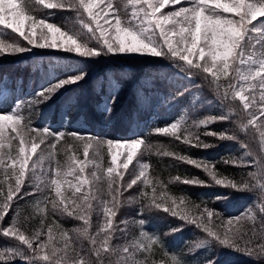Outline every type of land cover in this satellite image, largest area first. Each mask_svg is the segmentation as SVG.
I'll list each match as a JSON object with an SVG mask.
<instances>
[{
  "label": "snow or ice",
  "instance_id": "1",
  "mask_svg": "<svg viewBox=\"0 0 264 264\" xmlns=\"http://www.w3.org/2000/svg\"><path fill=\"white\" fill-rule=\"evenodd\" d=\"M33 2L44 4L48 9H72L82 10L89 18L87 21L80 17V23L87 32H76L65 30L62 27L50 22L49 18L37 19L30 14ZM99 0H0V26L5 30H11L12 34L18 35L27 46L16 42L8 43L0 38V57L19 56L25 52L32 51L33 48L49 49L57 52H67L81 58H95L104 55L112 56H144L152 58L170 59L182 71L188 74L189 78L199 75L212 88L221 105L228 103L229 110L235 111L230 106V101L238 99L242 103L243 110L251 113L249 125L256 124V113L251 110L258 104L259 112L264 118V59H261L258 65L246 66L245 48L249 43L258 44L261 41H253L254 34L264 36V0H126L125 9L131 5L132 11L125 18L122 15L118 4H113V0H104L103 6L96 9ZM180 6L174 11L163 13L161 10L166 7ZM160 15H157V14ZM103 21V23L101 22ZM94 40L95 46H90L89 41ZM247 67V71H245ZM87 73L80 71L79 74L70 75L65 79H60L46 88H41L34 94V97L28 100H16L6 108L0 109V166L7 175L8 168L5 163V157L11 161L12 169L16 174L15 185L10 186L7 193L3 196L4 203L0 206V222L11 211V204L22 193V187L26 182V173L30 167V160L41 144H44L49 137L59 141L65 135L71 136L73 140L83 146L85 161L95 164V158L103 159V150L107 149L110 156V166L106 169L108 174L107 189L111 196V206L108 200H103V222L97 230L96 236H88L91 241V251L94 257L82 255L79 252H69V239L65 233L64 244L58 248L52 241V228H48V237L41 239L42 232L35 234V242L21 231L17 224L8 227H0V234L4 237L14 238L21 245L27 246V251L18 250L15 247H6L0 251V264H12L13 258L19 256L24 251L26 258H35L37 261H43L45 264H140L135 261V253L131 252L128 246H124L122 253L113 247L112 241L115 239V233L118 225L114 223V218L118 215V209L121 205L120 197L124 190H130L136 185L141 177L146 176L145 170L149 167L147 163L142 162L139 175L135 179L125 183L123 180L124 171L130 166V162L137 157L141 146H145V151L151 149V145L142 137L132 139H100L91 133L79 132H53L50 128L44 127L37 129L31 126L30 118L23 115L22 109L25 105L31 107L33 104H39L52 99V97L67 85L77 84L85 79ZM237 81V83H233ZM247 86V88L245 87ZM199 87V85H195ZM148 88L146 83L138 90V98L143 99L142 93ZM122 85L112 80L109 88L106 90L103 83L100 84L97 95L100 97L99 107L102 111L111 114L114 107L119 103V93ZM185 92L188 89L184 90ZM259 93L258 97L256 93ZM183 95V92L177 93ZM175 99V97H170ZM227 115L220 117H207L199 121L200 125L208 126L217 122V120H227ZM182 127V121L172 122L162 128H156L157 134L177 136ZM259 137L261 152L264 153V125H260ZM187 135L185 142L191 143L189 137L193 134L185 129ZM6 133L8 135L6 136ZM12 133H15L13 136ZM35 133L34 136L31 134ZM207 135L217 136L220 140H235L236 135H229L226 132H209ZM19 139L18 152L13 156L12 140ZM7 141V145H6ZM30 144V148L26 147ZM7 146V150L5 148ZM193 147L208 148L211 145L203 144L196 137V143ZM55 149L56 144L49 145ZM72 148V145H68ZM247 147V145H245ZM90 149L93 150V156L89 158ZM172 155L171 153H164ZM51 155L54 157L55 152ZM178 159L185 160L202 168L211 178L215 186L226 189L244 191L258 187L262 196H264V182L254 184L252 181L257 179L256 172H248L247 178L240 180L220 178L214 166L208 162H196L188 157L178 156ZM78 165V175L85 172V161L69 157ZM119 161V163H118ZM224 163H232L234 166H243V161L237 162L236 159L225 160ZM264 165V160L261 161ZM53 170L51 186L59 200L52 201L54 212L61 214L67 213L68 216H76L85 224L81 231L82 235H88V225L90 216L94 207L92 201L91 184L93 180L88 178L81 179L80 184L75 185L71 207L64 202L65 198L61 194V184L63 181L58 179L61 176L59 162ZM18 165V168H17ZM68 167L73 168L69 163ZM74 170V169H73ZM94 180L100 179L96 172L91 174ZM176 179H179L177 177ZM146 185L149 181L145 178ZM185 184L193 186L210 187L212 184H206L196 178L185 179ZM85 186H89L85 190ZM80 193L79 196L76 194ZM34 194V193H30ZM142 195L149 201L146 207L151 210L153 207L157 210L169 214L176 218L180 223L177 227L171 229L172 233L180 232L185 227L191 225L194 227L193 239L189 242L190 247L187 254H194L201 248L215 246L219 248H230L232 251L242 254L252 255L253 248L249 245L253 243V237L262 242L257 246L259 254L264 257V224L258 233L255 228L244 229L234 228L233 222L239 223L241 218L248 216L255 220L256 215L252 213L251 208L245 209L243 213L236 217H229L223 221L221 226L217 227L213 218L218 217L219 213L215 209L209 208L206 204L199 210L198 215L190 216L188 212L178 210L177 200L171 199V203L156 196V189L153 188L151 195L147 192ZM163 195V194H161ZM226 196L217 197V199H226ZM186 198L181 197V204H184ZM159 200V202H157ZM79 201V202H77ZM186 207V205H184ZM259 212L264 214V204L259 208ZM143 225L144 221L141 220ZM251 233V236L249 235ZM141 235H145L141 233ZM97 237H100L98 240ZM149 244H136L134 247L141 251L149 252L153 245L159 244L163 249V242L159 236L148 235ZM243 244V246H242ZM47 250V251H46ZM28 252L31 257H28ZM167 255V253H165ZM117 257L113 261L112 257ZM217 257H211L205 261V264H216ZM172 264H188L183 256L173 254Z\"/></svg>",
  "mask_w": 264,
  "mask_h": 264
},
{
  "label": "trees",
  "instance_id": "2",
  "mask_svg": "<svg viewBox=\"0 0 264 264\" xmlns=\"http://www.w3.org/2000/svg\"><path fill=\"white\" fill-rule=\"evenodd\" d=\"M34 4L35 2H33V6ZM33 9L34 7L30 14L35 13ZM122 10L129 11L127 8L121 9V12ZM35 17L37 19L49 18L50 22L55 24L63 23L69 19V11L59 12L57 9L45 8L42 12L35 14ZM4 36V32L0 30V38ZM105 62L107 64L93 63L82 59L75 60V58L64 57L60 54L54 58L46 56L36 60L25 73H23L22 67H18L11 78H8L9 71L0 67V87L12 95L13 104L16 100L26 101L34 97V94L41 88L48 87L59 78L74 75L80 71H85L87 74L92 72L85 85L81 88L74 86L73 90L64 91L56 102L52 101L48 106L46 104L44 106L42 102L33 104L31 107L25 105L22 109L23 115L30 118L31 126L37 129L48 127L53 132L91 133L100 139L126 140L142 137L147 144L151 145L149 151H145V146L142 145L141 160L149 165L145 170L146 176L138 180V185L131 190L134 195L131 197L132 200L129 203L121 204L118 215L114 218L118 230L115 233V239L111 242L113 247L122 253L123 247L128 246L130 251L135 253V261L140 264H172L173 254L183 256L188 264H205V261L211 257H217L216 264H264V257L259 254L257 247L262 241L255 237H253V243L249 245L253 248V254L250 256L232 251L230 248L215 246H208L194 254H187L190 247L189 242L193 239L194 227L189 225L180 232L172 233L171 229L177 227L180 222L154 207L149 210L146 207L149 201L142 195L144 192L151 195L155 188L157 197L168 201L169 204L171 199L175 198L178 210L186 211L190 216L198 215L199 210L206 204L219 213L218 217L213 218L217 227L221 226L227 218L239 216L245 209L251 208L252 213L256 215L255 220L244 216L239 223L234 221L233 227L255 228L259 233L261 225L264 224V214L259 212L260 206L264 204V196L261 195L258 187L236 191L215 186L210 176L202 168L177 157H188L198 163L206 161L210 166L215 167L220 178L240 180L247 178L248 172H256L257 179L252 182L258 185L264 182V165L261 163L264 160V153L261 152L259 137L261 130L259 126L264 125V118L256 114V124L249 125L251 113L243 110L238 99L230 101V106L235 109V111H230L228 103L221 105L215 91L201 76L196 75L189 78L188 74L184 73L170 59L153 58L152 61L144 63L139 59L122 62L114 58ZM245 64L246 66L258 65L256 63ZM245 71H247V67ZM112 80L118 81L122 85V89L119 93V103L114 107L113 112L108 114L98 106L100 97L97 95V91L101 83L107 90ZM5 82L10 85L3 86ZM146 83L148 88L142 93L143 99H140L138 90ZM233 83H237V81H233ZM195 85H199V87H195ZM245 87L247 88V86ZM185 89L188 91L185 92ZM180 92H183V95H177ZM79 95L86 96V103L83 106L81 103L84 101L78 99ZM170 97H175V99ZM77 102L80 103V107ZM183 110L186 113L181 119L182 127L177 133L179 139L176 136L157 134L154 131L158 127L162 128L172 122L179 121V113ZM251 112L253 111L251 110ZM222 115H227L229 118L223 121L217 120L208 126L199 124V121L207 117ZM185 129L193 134L189 137L191 143L185 142L184 138L187 135ZM209 132L235 134L237 139L220 140L217 136L206 134ZM7 135L8 133H6ZM12 135L14 136L15 133ZM31 135L34 136L35 133ZM196 137L203 144L211 145V147L191 146L196 143ZM52 143L56 144L55 149L49 147ZM18 145L19 139L12 140L13 156L18 152ZM68 145H72V148H69ZM53 151L55 152L54 157L51 155ZM67 153L81 159L83 156L82 144L73 140L71 136L65 135L59 141L49 137L42 145L41 162L49 169L52 178L57 161L61 171L64 169ZM102 155V160L100 157L95 158L100 177L106 175L109 164L106 147ZM233 158L237 162L243 161V166L224 163L225 160ZM7 168L8 172L5 175L3 166H0V206L4 203L3 196L10 186L15 185L16 180L15 174L10 170L12 168L10 163L7 164ZM139 169L140 167H137L136 171L138 172ZM177 177L179 179H176ZM145 178L149 181L147 185L143 182ZM193 178L204 181L206 184H212V186L201 187L183 183L185 179ZM51 179L47 182L40 181L33 174L26 176L22 193L11 204V211L2 221V225H4L2 227L17 224L21 231L35 242L37 232H42L41 239L46 240L48 228L51 226L52 241L56 247H63L64 234L66 233L69 239L70 253L76 251L82 255L94 257L88 236H96L100 225H88V235L85 236L81 234L85 225L78 221L76 216L70 217L67 213L54 212L52 201L57 197L53 186H51ZM95 185L97 187L99 184L96 182L93 187ZM100 190L101 193H106L105 200L110 203L107 184ZM221 196L227 198L217 199ZM181 197L186 198L184 204H181ZM69 201H71L70 198H67L66 202ZM67 204L71 207L70 203ZM197 205L200 206V209L196 207ZM141 220L144 221L143 225L140 224ZM141 233L145 235H141ZM152 234L159 236L162 240L163 249L159 244L153 245L149 252L134 247L139 243L149 244L147 236ZM249 235L251 236V233ZM97 239L99 240L100 237ZM6 247L27 251V246L21 245L14 238L4 237L0 234V251ZM24 251L13 258L12 264H34L35 258H26ZM28 257H31L30 252H28ZM116 258L113 256V261ZM35 264H45V262L37 261ZM129 264L132 262L129 261Z\"/></svg>",
  "mask_w": 264,
  "mask_h": 264
},
{
  "label": "rangeland",
  "instance_id": "3",
  "mask_svg": "<svg viewBox=\"0 0 264 264\" xmlns=\"http://www.w3.org/2000/svg\"><path fill=\"white\" fill-rule=\"evenodd\" d=\"M125 3H126V0H118V1L113 0V4H118L121 7V9L125 8L124 7ZM103 4H104V0H99V3L97 4V7H96V9H94V11H98L103 6ZM180 6H188V5L187 4L177 5L174 8L173 7H166L165 9H162L161 11L163 13H166L167 11H174L177 8H179ZM33 7H34L33 12H35V13H33L32 15H34V16H35V14L42 12V10L46 8V6L44 4H39V3H35ZM127 9L129 11L122 10V15L125 18L132 11L131 5H129L127 7ZM57 10L59 12H62V11L65 12L66 10H68L69 11V19H67L63 23L57 22L56 25L62 27L63 29L65 28V30H72V31L83 32V33L87 32L86 29H83V27L80 23V17L83 16V19L85 21H87L89 18L87 17V14L82 12V10L77 11V9L75 7L70 9V10L69 9H57ZM157 15H160V14L158 13ZM101 22L103 23V21H101ZM261 23H264V20H262ZM0 30H2V32H4V35H5L4 37H2V39H5L8 43L19 42V43L23 44L24 46H27V42L23 41L22 38H20L18 35L12 34L11 30H5L3 28V26H0ZM252 40L253 41H261V43H258L255 45L253 43H249L246 46L245 53H244L245 63H256V64H258L261 59H264V36H261L259 34H254L252 37ZM95 43L96 42L94 40L89 41L90 46H95ZM57 54H60L64 57L70 56L72 58H75V60H81L82 59V60H86L88 62L105 63V64H107L105 61H109V60L114 59V58L117 60H121L122 62L135 61V60L139 59V60H143L144 63L150 62L153 59L152 57L134 56V55L133 56L104 55L101 57H95V58L88 59V58L77 57V56H74L71 53H67V52H57V51H53V50H49V49L33 48L32 51L25 52L19 56L0 57V67H1V69H7L9 71L8 78H11L13 73H15V69L18 70V67H22L23 73H25L30 69V65H32L39 58H44L46 56L54 58L57 56ZM76 74H79V72L75 73L74 75H76ZM91 75H92V72L90 74H87L85 79L82 80L81 82H79L77 84L67 85L64 88H61L52 97L51 100L46 101V102H42V104L44 106H45V104H46V106H48V105H50V103L52 101L56 102L58 100V98L60 97V95L64 91H66L68 89L73 90L74 86H78L81 88L83 85H85L87 83V81ZM67 77L68 76H65V77L59 78L58 80L65 79ZM9 85L10 84L8 82L3 83V86H9ZM256 95L258 97L259 93L257 92ZM85 97H83L81 95H79V97H78V99H80L81 101L82 100L84 101L81 103V106L85 105V103H86ZM77 103L79 104V107H80V103L79 102H77ZM11 104H12V95L9 92L3 91L0 87V109L6 108ZM259 107L260 106L257 104L256 107H254L252 109V111L255 112L257 115H260ZM185 113L186 112L184 110L179 113V121H181L182 117L185 116ZM42 145H44V144H41L39 146V148L37 149V153L34 154L32 157V160H30V162H29L30 167L26 173V176H28L29 174H33V176H35V178H39L40 181L45 180L48 182V180H50L52 177L49 173V169L46 166H44L41 162L40 151L42 150ZM257 145H258V139H257ZM26 147L30 148V144H27ZM142 155H143V149L141 146V149L138 151L137 157L134 158L133 162H130L129 168L127 170H123L122 168L119 169V171H124L123 180L125 183L135 179L136 176L139 175L140 169L137 172L136 168L137 167L141 168V166H142V160H141ZM92 156H93V150L90 149L89 158L91 159ZM69 157H75V156L73 154L67 153V155H66L67 161L64 164V169L61 171V176L58 177V179L63 181V183L61 184V194L65 198L64 202L66 204L67 203L71 204V201L66 202V200H67V198H70V200H72L71 197L73 196V192L75 191L74 186L80 184L81 179L88 178L90 180H93V183L91 184L90 187L92 189V194L94 195V199L92 201L94 207H93L92 212H91L89 226L101 225V223L103 222V204H102V201L105 200V197L107 195H106V193H101L100 189H102V187L105 184H107L108 174L106 173V175H104V177H100L101 174H98L99 170L96 167V164L85 161V157L83 154L82 158L78 159V160L85 161V164H86L85 172L82 175H78V167L79 166L75 165L74 161H70ZM75 159H77V158L75 157ZM5 163H6V165L9 163L11 164V161L5 157ZM69 163H71L73 165L72 169H70L68 167ZM118 163H119V161H118ZM110 166H113V165H111V163H110V156H109L108 167H110ZM17 168H18V165H17ZM10 170L12 173H14L12 168ZM93 172H96L98 174V176L100 177V179L94 180L91 176V174ZM15 176H16V174H15ZM96 182L99 185L97 187H96V185H95V187H93V185L96 184ZM137 183H138V181H137ZM137 183H136V185H134L133 188H135L138 185ZM88 187L89 186H85V190H87ZM132 189L123 191V194L120 197L121 204L129 203L132 200L131 197L134 196L131 193ZM76 195L79 196L80 193H77ZM108 198L111 199V196H109ZM56 200H59V198L57 197ZM77 202H79V201H77ZM109 205L111 206V203H109ZM77 220L80 221L82 224H84V222L82 220H80L78 218H77ZM96 222H97V224H96ZM93 223H95V224H93ZM114 223L116 224L117 222H114ZM2 226H4V225H2V222H0V227H2Z\"/></svg>",
  "mask_w": 264,
  "mask_h": 264
},
{
  "label": "bare ground",
  "instance_id": "4",
  "mask_svg": "<svg viewBox=\"0 0 264 264\" xmlns=\"http://www.w3.org/2000/svg\"><path fill=\"white\" fill-rule=\"evenodd\" d=\"M211 95V94H210ZM142 158V157H141ZM106 189V188H105Z\"/></svg>",
  "mask_w": 264,
  "mask_h": 264
}]
</instances>
